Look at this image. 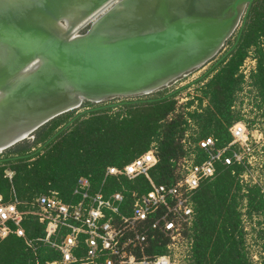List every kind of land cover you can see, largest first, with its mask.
Returning a JSON list of instances; mask_svg holds the SVG:
<instances>
[{
    "label": "trees",
    "instance_id": "obj_1",
    "mask_svg": "<svg viewBox=\"0 0 264 264\" xmlns=\"http://www.w3.org/2000/svg\"><path fill=\"white\" fill-rule=\"evenodd\" d=\"M263 42L264 0H254L243 28L239 29L225 53L227 55L203 79L201 98L196 99L197 110L175 114L177 103L174 97L178 92L131 100L120 104L121 110L116 114L109 115L110 110L104 108L81 115L45 145L75 118H70L71 114L59 116L35 132L32 145L22 142L6 150L12 155L7 160H0V196L9 201L12 186L21 201L49 191L68 200L79 178L89 177L94 186H99L107 167L130 163L151 144L157 146L159 158L151 177L157 184H169L172 181V161L183 155L179 139L186 129L185 115L196 126L195 141L207 137L217 139L219 144L229 141L228 128L241 119L231 107L242 86L239 68L250 49H254L256 59L252 85L261 106L264 105ZM203 100L207 101L204 108L201 105ZM192 104V101L188 102L185 109ZM65 118L69 120L64 122ZM39 145L45 147L39 152L38 149L32 151ZM6 170L13 173L12 184L4 179ZM123 184L129 189L140 186L141 191L147 190L144 180L135 185L123 180ZM109 185L110 191L120 190L113 180ZM241 191L231 168H220L212 181L200 185L194 197L195 220L190 235L193 241L192 264H250L245 252L239 206L245 198L247 219L251 220L254 215L264 213V200L256 188L249 189L245 196ZM22 227L30 238L43 235V227L33 219L25 220ZM156 250L158 254L162 253L160 247ZM54 258L55 253L40 250L41 262ZM31 260L32 255L21 239L11 235L0 242V264H27Z\"/></svg>",
    "mask_w": 264,
    "mask_h": 264
},
{
    "label": "water",
    "instance_id": "obj_2",
    "mask_svg": "<svg viewBox=\"0 0 264 264\" xmlns=\"http://www.w3.org/2000/svg\"><path fill=\"white\" fill-rule=\"evenodd\" d=\"M253 1L116 0L107 12L86 24L90 26L83 35L67 39L55 31L60 25L83 21L109 0H0V123L10 112L47 115L35 118L27 134L31 136L81 106L147 96L164 89L212 61L241 18L243 28ZM71 8L75 14L66 13ZM68 15H74L73 19ZM33 62H38V67L21 75ZM67 90L91 97L52 115L59 108L38 107ZM115 106L91 108L76 115L45 145L81 115ZM19 140L10 142L4 151Z\"/></svg>",
    "mask_w": 264,
    "mask_h": 264
},
{
    "label": "built area",
    "instance_id": "obj_3",
    "mask_svg": "<svg viewBox=\"0 0 264 264\" xmlns=\"http://www.w3.org/2000/svg\"><path fill=\"white\" fill-rule=\"evenodd\" d=\"M261 48L264 52V42ZM255 70L251 49L239 68L242 86L231 107L241 119L228 128L227 143L213 137L195 141L196 126L185 115L179 139L183 155L172 161L169 184L151 177L159 161L157 146L151 144L130 163L107 167L99 186L89 177L79 178L68 200L49 191L21 201L11 186L9 201L0 196V242L11 235L21 239L32 255L27 264H192L194 197L202 183L212 181L220 168H231L244 196L256 188L264 200V128L258 124L264 122V105L252 85ZM189 109L182 111L177 103L175 114L197 110ZM245 113L251 114L250 123L242 119ZM4 179L12 184L13 173L5 171ZM111 180L120 190H109ZM123 180L132 185L144 180L147 190L129 189ZM246 210L244 198L240 212L245 221ZM28 219L43 227L42 236L26 235L22 223ZM40 250L56 258L41 262Z\"/></svg>",
    "mask_w": 264,
    "mask_h": 264
},
{
    "label": "rangeland",
    "instance_id": "obj_4",
    "mask_svg": "<svg viewBox=\"0 0 264 264\" xmlns=\"http://www.w3.org/2000/svg\"><path fill=\"white\" fill-rule=\"evenodd\" d=\"M99 16H101V15H99ZM80 22H82V21H80ZM79 23H76V25L70 24V26H74V27L78 28L81 26V24H83V23H81V24H79ZM241 23H242V18H241V20L238 24V27L236 28L234 34L232 35V37L225 43L222 50L219 52V54L212 61H210L206 65L201 66L200 68H197V69L191 71L190 73L186 74L184 77H181L180 79H178L177 81L168 85L164 89H161V90H159V91H157L151 95H147V96H137V97H131V98H114V99H110V100H105L104 102L99 103L97 105H91L87 108L81 106V107L73 110L72 112L67 113V115L71 114L70 118H72L78 114L85 112L87 109L101 107V106H107V105H116L115 107L108 108L110 110L108 112V114L112 115V114L118 113L121 110L120 109L121 107H118V106L120 104H122L123 102L131 101V100H139V99H142L145 97H157V96L159 97V96H163L166 94H171L173 92H178L175 95L174 100L176 101V103H178V106L180 105V108L182 109V111L185 110L186 104L188 102H191V101L193 102V104L189 110H191L192 108L198 109V101L196 99L201 98V94H200L201 93V87L205 83V82H203V79L205 78V76H207L209 74L208 72H211L209 70L211 68L215 67L214 64L228 51V49L232 45V43H233V41H234V39H235L239 29H240ZM70 26H68L67 24H62L58 28L65 27L66 32H64V30H62V29H61V31L63 34H67V33H69L70 30L73 29V27H70ZM85 26L86 25H84L83 27H80L76 30L75 36H74L75 38L77 36L83 35L88 30L90 25H88L86 27ZM201 105H202V108L206 107L207 101L203 100ZM235 112H237V111H235ZM67 115L65 114V116H67ZM250 116H251L250 113H245V115L242 119L246 118L247 119L246 122L250 123V121H249ZM65 119L66 120H64V122H67L69 120L67 118H65ZM258 124H260L261 129L264 128V122L262 123L260 121ZM34 134H32L30 137H28L24 141H21L20 143L27 142L28 144L32 145L33 140H34V137H33ZM13 147H11V148H13ZM40 147H41V145H39L36 148H33L32 151H35ZM11 155L12 154L7 153V151H3L0 153V160H7L11 157ZM6 172H9V170H6ZM241 205H242V203L239 206L240 210H241ZM241 227H242L243 232L245 234L244 235L245 236L244 237L245 238V252L247 253L249 263L250 264H262V260L264 258V250H263V245H264V213L261 215H254L251 220L247 219L245 221L244 219H241Z\"/></svg>",
    "mask_w": 264,
    "mask_h": 264
},
{
    "label": "bare ground",
    "instance_id": "obj_5",
    "mask_svg": "<svg viewBox=\"0 0 264 264\" xmlns=\"http://www.w3.org/2000/svg\"><path fill=\"white\" fill-rule=\"evenodd\" d=\"M115 1L116 0H109V2L104 4L97 11H95L94 13L87 16L82 22L79 23V24L83 23V24H81L80 27H83L84 25H86L88 23H93L95 21L94 18L99 16V15L104 14L105 12H107L111 8V6H113V4H115ZM70 10H72V8ZM242 12H243V6H241V8H240L239 14L241 15ZM66 13L67 14H75V10H72V11H69V13L68 12H66ZM68 16L73 19L74 15H71V16L68 15ZM66 24L68 26H70V24L76 25V23H72V22H67ZM70 27H73V29L70 30L69 33H67V34H63L61 31V29H62V30H64V32H66L65 27L57 28L55 31L60 37H64L67 39H73V38H75L74 36H75L76 30L80 27H78V28H76L74 26H70ZM37 67H38V62H33L26 67L27 71H25L24 73H21V75L25 76L29 72H31L32 70L36 69ZM2 94H3V92H0L1 97H2ZM90 97L91 96H89L87 94H83L81 92H76L73 90H67V91H64L60 95H56L54 97H50L48 99H45L46 102H43L45 104L43 106H38V107L41 108V107H47L48 106V107H53V108H59L58 110L49 114V115H52L61 109H64L67 107H76L79 103L83 104L84 102H88ZM45 100H40L38 102H42ZM59 104H61L62 107H57V105H59ZM44 116H47V115H45L43 113L31 114V112H29V111H27L26 113H16L14 115L12 112H10L7 115V118H5V120L3 119V121H2L3 124L0 123V152H3L4 148H6V146L14 140L20 139L19 142H21L22 140L27 139L30 136V135H27L28 132L30 130H32L34 125H35V118H43Z\"/></svg>",
    "mask_w": 264,
    "mask_h": 264
},
{
    "label": "flooded vegetation",
    "instance_id": "obj_6",
    "mask_svg": "<svg viewBox=\"0 0 264 264\" xmlns=\"http://www.w3.org/2000/svg\"><path fill=\"white\" fill-rule=\"evenodd\" d=\"M97 108V107H96Z\"/></svg>",
    "mask_w": 264,
    "mask_h": 264
}]
</instances>
